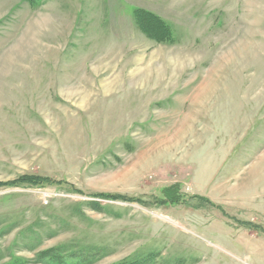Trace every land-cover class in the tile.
Here are the masks:
<instances>
[{
	"label": "rangeland",
	"instance_id": "rangeland-1",
	"mask_svg": "<svg viewBox=\"0 0 264 264\" xmlns=\"http://www.w3.org/2000/svg\"><path fill=\"white\" fill-rule=\"evenodd\" d=\"M36 2L0 0V264H264V0Z\"/></svg>",
	"mask_w": 264,
	"mask_h": 264
},
{
	"label": "trees",
	"instance_id": "trees-1",
	"mask_svg": "<svg viewBox=\"0 0 264 264\" xmlns=\"http://www.w3.org/2000/svg\"><path fill=\"white\" fill-rule=\"evenodd\" d=\"M28 1L30 3H32V5H35V3H37L36 1L38 0H25ZM138 14H142L141 12L136 13V17L140 22V25H143L144 29H142L147 35H154V37H152L153 39H159L160 41H165L168 40L169 38L171 39V34L168 37L167 34V26H163L161 24V21H159L157 18L155 17H145V20L143 21L142 18L138 16ZM147 20V21H146ZM142 27V26H141ZM169 30V29H168ZM51 180L48 178H41L35 175H26V176H22L20 178H18L17 180L5 184L4 187H34V188H38L40 186L43 185H47V184H51ZM176 192V191H174ZM178 191L176 192V194L174 195V197H176V200L174 203H179V196L177 195ZM91 198L97 199V200H106V201H111V200H123V201H132V200H126L125 198H122L121 196H117V195H106V194H98V195H93ZM133 202V201H132ZM95 203L97 204V202L95 201ZM99 204V203H98ZM42 258H45L46 260H43L42 263L40 264H66V260L68 258H66L64 256V252L59 250V249H51L48 251L43 252L40 255ZM13 264H24L23 262H16ZM118 264H154L152 263L151 257H146L144 259H138V260H131V261H124Z\"/></svg>",
	"mask_w": 264,
	"mask_h": 264
}]
</instances>
